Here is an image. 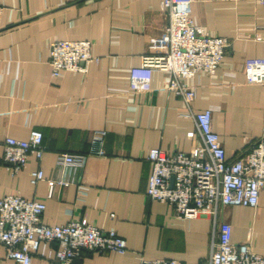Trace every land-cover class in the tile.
<instances>
[{"label": "crops", "instance_id": "crops-1", "mask_svg": "<svg viewBox=\"0 0 264 264\" xmlns=\"http://www.w3.org/2000/svg\"><path fill=\"white\" fill-rule=\"evenodd\" d=\"M162 0H0V143L44 133V154L12 174L0 160V197L20 194L46 203L42 221L72 220L115 230L127 251L84 249L75 264H138L148 259L199 263L209 258L213 218H180L146 191L150 149L189 152L202 143L188 108L156 69L151 88L132 89L130 71L145 55L168 48ZM192 15L208 32L230 41L215 73L186 78L194 111L211 109L227 157L237 158L264 137V4L259 0H193ZM87 39L99 57L86 72L53 77L51 42ZM104 131L103 141L94 140ZM60 153L83 154L81 166L58 164ZM3 147L0 145V156ZM45 179L33 183L32 171ZM60 180L67 181L59 183ZM234 243L251 242L264 255V189L256 208L228 206ZM43 241L33 264H58ZM0 264H15L0 243Z\"/></svg>", "mask_w": 264, "mask_h": 264}, {"label": "built area", "instance_id": "built-area-1", "mask_svg": "<svg viewBox=\"0 0 264 264\" xmlns=\"http://www.w3.org/2000/svg\"><path fill=\"white\" fill-rule=\"evenodd\" d=\"M259 1L264 4V0ZM192 3L193 0H162L161 9L167 18L168 48L161 54L145 55L142 64L131 69L130 87L149 90L153 71L166 72L171 77L169 89L183 98L188 108L186 115L195 121L196 132H192V136L199 134L202 143L189 152L169 153L160 147L150 149L148 159L152 172L146 193L150 198L172 206L180 218L211 215V253L207 260L199 263L141 257L138 264H264V255L255 251L251 242L232 241V225L220 217L224 207L258 206L264 189V137L239 157L229 158L214 129L213 111L209 108L194 111L195 91L185 84V79L202 71L215 73L225 58L230 41L199 25L192 15ZM3 10L0 5V18ZM50 47L53 77H58L64 70L86 72L92 62L99 61L87 39H57ZM103 135L104 131H98L94 140L101 143ZM43 139L44 133L40 129H32L27 139L7 136L0 143L3 147L0 160L12 174H17L31 155L42 158ZM84 159L83 154L60 153L58 164L81 166ZM31 174L33 183L46 178L41 168ZM45 209L44 201L20 194L0 197V243L5 247L6 257L15 264H33V252L43 241L58 244L49 255L58 264H75L84 249L127 251L126 239L115 230H104L79 220L49 225L42 221Z\"/></svg>", "mask_w": 264, "mask_h": 264}]
</instances>
